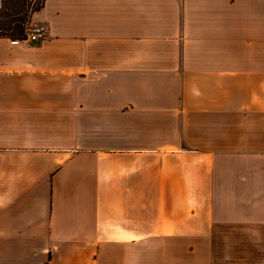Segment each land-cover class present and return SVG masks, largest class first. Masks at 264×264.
I'll return each instance as SVG.
<instances>
[{"label":"crops","instance_id":"0c3cea01","mask_svg":"<svg viewBox=\"0 0 264 264\" xmlns=\"http://www.w3.org/2000/svg\"><path fill=\"white\" fill-rule=\"evenodd\" d=\"M32 20L0 37V264H264V0Z\"/></svg>","mask_w":264,"mask_h":264},{"label":"trees","instance_id":"16d2710c","mask_svg":"<svg viewBox=\"0 0 264 264\" xmlns=\"http://www.w3.org/2000/svg\"><path fill=\"white\" fill-rule=\"evenodd\" d=\"M44 1L45 0H39L38 4L33 7V12L39 11L44 5ZM24 2L26 3V0H19L16 5L19 6L20 10H18L15 9L16 6L13 5L15 3L8 4V0H3L2 7L0 8V37L16 39L24 36L26 28L25 24H18L24 20L23 17H20L19 15L25 12ZM27 7L28 4L26 9ZM7 32L10 33L8 34Z\"/></svg>","mask_w":264,"mask_h":264},{"label":"built area","instance_id":"2783aa9c","mask_svg":"<svg viewBox=\"0 0 264 264\" xmlns=\"http://www.w3.org/2000/svg\"><path fill=\"white\" fill-rule=\"evenodd\" d=\"M46 27L42 24H35L31 27L25 28V34L12 40V43H36L46 36Z\"/></svg>","mask_w":264,"mask_h":264},{"label":"rangeland","instance_id":"374dc122","mask_svg":"<svg viewBox=\"0 0 264 264\" xmlns=\"http://www.w3.org/2000/svg\"><path fill=\"white\" fill-rule=\"evenodd\" d=\"M38 1L39 0H26V3L24 2V5H25V12L24 13H22V14H19L20 15V17H23V21L22 22H20V23H18V24H25V27L26 28H28V27H31V26H33V25H35V22H33V16H34V14L37 12H33V7H35V5H37L38 4ZM19 2V0H8V4H11V3H15V4H13L14 6H16L17 5V3ZM27 4H28V7H27V9H26V6H27ZM15 9H18V10H20L19 9V6H16V8ZM31 10V11H30ZM30 12V13H29ZM32 12V13H31ZM24 22V23H23ZM8 34L10 33V32H7ZM159 253V252H158Z\"/></svg>","mask_w":264,"mask_h":264}]
</instances>
